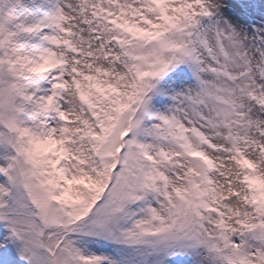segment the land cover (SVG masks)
<instances>
[{
    "label": "snow or ice",
    "instance_id": "1",
    "mask_svg": "<svg viewBox=\"0 0 264 264\" xmlns=\"http://www.w3.org/2000/svg\"><path fill=\"white\" fill-rule=\"evenodd\" d=\"M235 4L0 0V221L28 264H264V19Z\"/></svg>",
    "mask_w": 264,
    "mask_h": 264
},
{
    "label": "rangeland",
    "instance_id": "2",
    "mask_svg": "<svg viewBox=\"0 0 264 264\" xmlns=\"http://www.w3.org/2000/svg\"><path fill=\"white\" fill-rule=\"evenodd\" d=\"M235 7L238 11L247 10L251 23L264 19V0H236ZM174 86H179V81ZM6 225V221H0V264H28L18 253L21 242L9 235Z\"/></svg>",
    "mask_w": 264,
    "mask_h": 264
}]
</instances>
